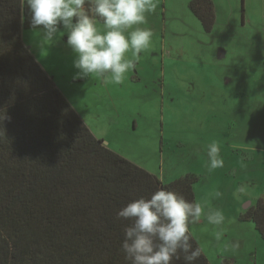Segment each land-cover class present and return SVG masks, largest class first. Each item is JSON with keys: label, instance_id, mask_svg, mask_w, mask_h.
<instances>
[{"label": "rangeland", "instance_id": "374dc122", "mask_svg": "<svg viewBox=\"0 0 264 264\" xmlns=\"http://www.w3.org/2000/svg\"><path fill=\"white\" fill-rule=\"evenodd\" d=\"M189 1L154 0L155 11L140 26L152 30L151 47L135 58L127 54L135 67L119 85L76 77L66 33L48 43L40 28L25 29L22 40L111 150L164 183L198 176L195 201L226 217L219 228L204 218L189 226L210 264H264L260 235L251 221L239 220L244 208L264 199V0H216L209 33ZM211 142L220 145L224 166L209 171Z\"/></svg>", "mask_w": 264, "mask_h": 264}, {"label": "trees", "instance_id": "16d2710c", "mask_svg": "<svg viewBox=\"0 0 264 264\" xmlns=\"http://www.w3.org/2000/svg\"><path fill=\"white\" fill-rule=\"evenodd\" d=\"M188 9L213 29L212 0ZM30 18L23 0H0V264H128L121 242L130 222L117 210L158 188L195 201L198 176L164 183L96 138L24 45ZM239 220L264 243V199ZM195 264L210 262L202 252Z\"/></svg>", "mask_w": 264, "mask_h": 264}, {"label": "clouds", "instance_id": "9594fccd", "mask_svg": "<svg viewBox=\"0 0 264 264\" xmlns=\"http://www.w3.org/2000/svg\"><path fill=\"white\" fill-rule=\"evenodd\" d=\"M30 24L40 28L51 43L66 33V45L75 54L76 77L97 76L105 83L122 84L135 67L133 58L151 47L153 32L140 27L154 12V0H23ZM220 145H207L209 171L223 168ZM238 193L246 192L241 185ZM116 218L130 223L124 228L121 250L128 264H195L202 249L194 247L189 226L201 222L220 227L226 217L221 209H209L166 188H158L117 210ZM216 232V239L222 237Z\"/></svg>", "mask_w": 264, "mask_h": 264}, {"label": "crops", "instance_id": "0c3cea01", "mask_svg": "<svg viewBox=\"0 0 264 264\" xmlns=\"http://www.w3.org/2000/svg\"><path fill=\"white\" fill-rule=\"evenodd\" d=\"M213 1V3H214V7H215V15H216V18H217V14H218V7H217V4H216V0H212ZM191 13V12H190ZM118 97H119V95H118Z\"/></svg>", "mask_w": 264, "mask_h": 264}]
</instances>
